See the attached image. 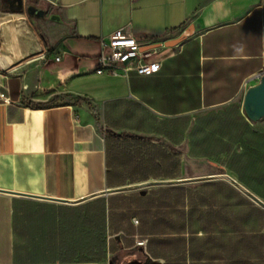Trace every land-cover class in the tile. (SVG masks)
<instances>
[{
    "label": "crops",
    "instance_id": "0c3cea01",
    "mask_svg": "<svg viewBox=\"0 0 264 264\" xmlns=\"http://www.w3.org/2000/svg\"><path fill=\"white\" fill-rule=\"evenodd\" d=\"M45 1L0 0V264H264V0ZM117 29L159 72H95Z\"/></svg>",
    "mask_w": 264,
    "mask_h": 264
},
{
    "label": "built area",
    "instance_id": "2783aa9c",
    "mask_svg": "<svg viewBox=\"0 0 264 264\" xmlns=\"http://www.w3.org/2000/svg\"><path fill=\"white\" fill-rule=\"evenodd\" d=\"M102 49L99 55L98 65L95 72L100 75H117L121 68L124 74L135 71L138 75H153L161 69V59L152 56V51H143L144 45L135 37L127 34L124 29H117L107 40H102ZM59 59V58H58ZM264 77V72L257 75L258 81ZM0 98L5 102L9 98L0 93ZM135 223H138L135 220ZM144 245V241H139Z\"/></svg>",
    "mask_w": 264,
    "mask_h": 264
},
{
    "label": "water",
    "instance_id": "95a60500",
    "mask_svg": "<svg viewBox=\"0 0 264 264\" xmlns=\"http://www.w3.org/2000/svg\"><path fill=\"white\" fill-rule=\"evenodd\" d=\"M160 47L159 44L155 45H145L143 47V51H149L153 50ZM244 107L247 116L251 120H258L262 117H264V77L261 78L259 81L258 85L251 88L245 96L244 99ZM221 177H224L225 179L229 180L230 182L234 183L236 186L241 188L250 198H252L254 201H256L258 204H260L262 207H264V202L253 195L250 191L242 187L237 181L229 177L228 175H221ZM165 183H170V182H165ZM161 184V182H153V183H148L145 185H140V186H149V185H157ZM2 191V190H0ZM57 200V199H56ZM64 202H71V201H66V200H61Z\"/></svg>",
    "mask_w": 264,
    "mask_h": 264
},
{
    "label": "rangeland",
    "instance_id": "374dc122",
    "mask_svg": "<svg viewBox=\"0 0 264 264\" xmlns=\"http://www.w3.org/2000/svg\"><path fill=\"white\" fill-rule=\"evenodd\" d=\"M30 1V0H29ZM31 2L33 3V4H37V2L39 3V4H43V8L42 9H47V6H46V4H44V3H46V1L45 0H31ZM41 4V5H42ZM139 241H142V240H139ZM145 245V244H144Z\"/></svg>",
    "mask_w": 264,
    "mask_h": 264
},
{
    "label": "trees",
    "instance_id": "16d2710c",
    "mask_svg": "<svg viewBox=\"0 0 264 264\" xmlns=\"http://www.w3.org/2000/svg\"><path fill=\"white\" fill-rule=\"evenodd\" d=\"M57 100H58V99H55V101H54V102H56ZM54 102H53V103H54Z\"/></svg>",
    "mask_w": 264,
    "mask_h": 264
}]
</instances>
